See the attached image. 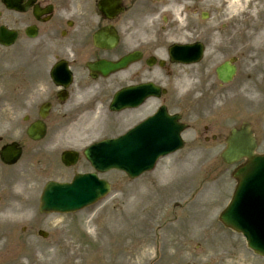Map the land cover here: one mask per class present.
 Wrapping results in <instances>:
<instances>
[{
    "label": "rangeland",
    "instance_id": "rangeland-1",
    "mask_svg": "<svg viewBox=\"0 0 264 264\" xmlns=\"http://www.w3.org/2000/svg\"><path fill=\"white\" fill-rule=\"evenodd\" d=\"M222 2L214 0L216 22L228 24L218 29L211 43V49L222 45V54L206 53L214 63L240 45L234 42L231 49L224 47L230 23L221 21L225 15L217 5ZM240 14L232 26L247 25V39H240L247 51L241 54L238 75L225 86L214 84V92L224 93L219 96L222 103H216V97L191 102L185 94L179 99V88H173L178 87L175 69L168 73L165 103L170 111L182 112L188 128L182 135L183 147L159 160L152 171L134 180L117 171L106 173L112 190L100 203L74 214H40L38 196L45 181L65 180L88 165L67 169L50 163L53 148L44 144L35 147L38 153L34 151V156L28 145L12 166L0 163V217L6 224L0 229V264H264L263 257L244 247L240 234L217 220L235 185L231 171L236 164L226 165L219 157L229 128L248 121L257 139V152L264 151V36L257 34L264 28V9L248 16L246 11ZM212 67L206 69L210 75ZM190 96L201 98V90ZM152 108L125 122L143 117ZM4 114L0 116V135L4 140L18 138L16 132L27 123ZM98 116L102 117L95 121L91 135L79 138L81 143L115 135L129 124L118 128L117 115ZM67 120L58 123L55 117H48V129L72 128L74 124ZM39 155L46 162L41 163ZM177 167L184 174L174 186L165 174ZM38 229L47 231V238L38 236Z\"/></svg>",
    "mask_w": 264,
    "mask_h": 264
},
{
    "label": "flooded vegetation",
    "instance_id": "flooded-vegetation-1",
    "mask_svg": "<svg viewBox=\"0 0 264 264\" xmlns=\"http://www.w3.org/2000/svg\"><path fill=\"white\" fill-rule=\"evenodd\" d=\"M201 1L0 0V36L5 41L14 36L11 45H0L2 87L18 90L23 104L38 99L60 107L59 90L69 88L53 81V67H58L56 80L65 78L68 68L77 87H86L101 78H91L89 63L133 51L139 52V60L117 72L116 79L149 76L155 66L147 61L166 55L169 38L194 43L200 35L203 40L211 37V7H202ZM98 32V43L106 39L109 46L96 43ZM34 90H41L40 95H33Z\"/></svg>",
    "mask_w": 264,
    "mask_h": 264
},
{
    "label": "water",
    "instance_id": "water-1",
    "mask_svg": "<svg viewBox=\"0 0 264 264\" xmlns=\"http://www.w3.org/2000/svg\"><path fill=\"white\" fill-rule=\"evenodd\" d=\"M230 69L226 65L217 69L218 76L226 80L231 76ZM164 112V111H163ZM228 147L223 152L222 157L227 161L236 160L242 156H246L248 161L242 167L238 168L235 172V176L238 178V186L236 193L238 194L235 203L243 201L246 209L255 210L260 209L258 216L259 222L255 224H248L246 221L242 224L236 225L231 222L229 218L243 210V207H239L236 204H230L228 209L223 212L221 218L224 222L242 231L246 237L249 245L258 253L264 255V155H254L251 136L246 132V129L241 131H232V136L228 138ZM91 148L87 149L86 154H90ZM145 167L139 168L136 172L141 171ZM85 180L79 179L75 183V188L69 190V192L80 191V194L74 198V201L63 204L60 202L62 195L66 196V188L61 186H51L53 183H48L44 195L41 199L40 209L47 211L50 209L56 210H71L79 208L85 204L93 201L98 194L103 193L106 190V184L100 185L99 183L92 182L90 186H87L85 190L82 187V183ZM97 184L98 187H97ZM101 188V191H100ZM43 200V201H42Z\"/></svg>",
    "mask_w": 264,
    "mask_h": 264
},
{
    "label": "bare ground",
    "instance_id": "bare-ground-1",
    "mask_svg": "<svg viewBox=\"0 0 264 264\" xmlns=\"http://www.w3.org/2000/svg\"><path fill=\"white\" fill-rule=\"evenodd\" d=\"M218 7H221L223 6L221 3H219L217 5ZM264 0H225V4L223 6V9L224 11L228 14L229 13H232V14H235V13H242L245 11H247L249 14L252 13V12H255V11H261L263 10L264 8ZM228 11V12H227ZM260 20L257 21L255 23V25L257 26L259 24ZM252 25V23H250ZM253 31V30H252ZM257 34H261L262 37L264 36V28L263 30L260 32V31H257ZM183 84H186V80L184 79L182 81ZM246 104V102H245ZM181 170L180 167H177V168H172L167 174H165V177L168 179V181H171L173 180L174 182V186L176 184L175 180H179L181 178V176L184 174V173H178L179 171ZM177 174H179L180 176H178ZM6 227V224L4 222V220L0 217V229ZM1 231H0V235H1ZM1 237V236H0Z\"/></svg>",
    "mask_w": 264,
    "mask_h": 264
}]
</instances>
